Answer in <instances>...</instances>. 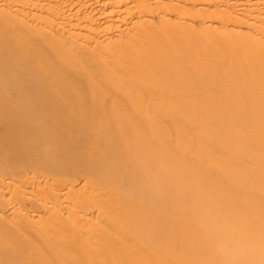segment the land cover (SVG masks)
<instances>
[{
  "label": "bare ground",
  "instance_id": "bare-ground-1",
  "mask_svg": "<svg viewBox=\"0 0 264 264\" xmlns=\"http://www.w3.org/2000/svg\"><path fill=\"white\" fill-rule=\"evenodd\" d=\"M0 264H264V0H0Z\"/></svg>",
  "mask_w": 264,
  "mask_h": 264
}]
</instances>
